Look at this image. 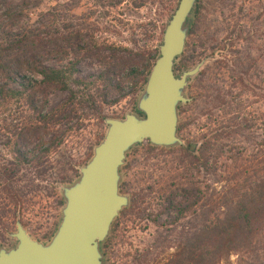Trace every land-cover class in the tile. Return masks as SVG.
Here are the masks:
<instances>
[{"label":"rangeland","instance_id":"1","mask_svg":"<svg viewBox=\"0 0 264 264\" xmlns=\"http://www.w3.org/2000/svg\"><path fill=\"white\" fill-rule=\"evenodd\" d=\"M178 2L179 0H0L2 4L19 7L17 12H22L18 14L20 17L18 16L19 19L12 28L13 36L30 29L42 32L40 37L46 42L42 49L45 51L43 60L48 61L46 65H55L58 61L53 45L66 52L71 59L74 52L81 53V50L74 49V41L69 38L75 31L82 36L79 49L84 44L91 47L93 42H97L99 55L81 53L77 56L81 75L89 81L104 72L103 61L112 63L118 57L127 66L142 67L153 56H157V59L163 31ZM0 9L2 12L5 7L0 4ZM214 13L220 22L239 20L240 27H246L249 35H243L242 41L237 42L225 38L223 33L211 43L215 48L214 53L205 57L210 60L199 75L190 81L186 91V96L192 101L178 109L177 136L184 142V146L155 148L148 144L149 148L147 143H143L137 148L135 157L130 156L132 151L128 154L121 170L119 192L128 199V194H132L136 200L131 205L129 199V206L113 222V228L111 227L110 234L101 247L103 264H166L185 237L192 238V234L200 232L202 214L205 219L208 217L207 211H226L227 206L237 202L236 196L233 197L232 194L238 189V195L242 199L247 196L248 190L244 184L235 186V182L223 172L224 168L220 164H212L210 158L207 164L199 162L188 165L187 154L179 150L184 148L190 155L200 160L203 158L204 151L200 142L203 131L199 125L204 119L200 117V108L202 102L206 101L201 98L202 92L198 90L199 81L203 83L217 79L216 86L221 89L222 96L228 93V100L236 97L235 104L249 107V112L252 113L248 130L250 136H247L249 144L243 142L244 138H239L236 152L249 162L245 177L264 180V0H201L198 28L200 29L202 21L206 22ZM87 36H92V39ZM189 39L188 36L187 45ZM196 40L197 37L193 36L192 42L185 46L184 52L177 59L176 76L191 69L193 66H190L202 53L198 47L192 51L197 44ZM246 47L249 50H245ZM243 51L254 60L245 76L252 87L243 94L238 90L230 93L228 88L233 87L230 75L237 77L234 72L239 71V67L235 65L237 54L234 53H242V58ZM202 71L208 72V75L200 76ZM126 77L127 70L118 75L120 84H115L118 88L115 92L111 87L106 88L99 83L97 92L93 93L94 103L91 108L73 106L76 113L64 115L57 129L70 130L66 132L62 146L45 159L44 166L47 169L44 174L38 175L36 169L28 166L19 171V185H28L29 192L23 197L20 209H0V248L15 246L16 242L10 235L15 232L17 219L33 240L41 243L50 240L60 221L63 206L60 186L71 184L78 178V169L89 161L93 148L104 137V120L122 119L126 114L135 113L136 102L143 88L138 92V85L135 86L137 82H127ZM67 98V92L46 90V112L64 104ZM211 105L208 101V108ZM20 112L17 108L12 109L7 121L10 127H20ZM10 130L0 121V157L4 156L7 161L13 159L8 155V140L13 138ZM50 137L51 135L47 139ZM33 146L34 144H30L26 149ZM194 146L196 153L192 154L190 150ZM60 155H64V159ZM186 167L190 170L189 174H183L182 170ZM176 169L179 170L176 172ZM62 176L67 180L62 181ZM192 183L201 188L202 192L196 190L197 212L186 220H181L179 224H174L177 213L168 207L166 199L173 198L175 202L184 203L186 196L183 192L173 195L169 191H174L175 187H172L178 186L189 196ZM206 186L209 188H204ZM204 192L211 196L206 198ZM186 201L190 204L193 199L188 198ZM206 201L207 204H204ZM200 207L201 210H198ZM140 210L145 213L143 219L138 220L136 215ZM257 238L264 241V229ZM228 261L223 264H235V255H231ZM258 264H264V260L258 261Z\"/></svg>","mask_w":264,"mask_h":264},{"label":"trees","instance_id":"2","mask_svg":"<svg viewBox=\"0 0 264 264\" xmlns=\"http://www.w3.org/2000/svg\"><path fill=\"white\" fill-rule=\"evenodd\" d=\"M0 4L5 7L2 12L0 11V121L8 129H11L10 133L13 132L14 138L8 140L10 147L8 155L13 159L7 161L4 156L0 157V209L12 207L15 211L21 208L22 199L29 192L28 185H19V171L24 166H28L36 169L38 175L46 172L45 159L52 151L56 152L62 146L66 132L70 130V128L61 131L57 129L64 115L76 113L73 106L91 108L94 103L93 93L97 92L99 83L106 88L111 87L114 92L117 91L118 88L115 84H120L118 75L123 70H127L125 80L130 83L137 82L135 86L138 85L139 92L143 88L157 56H153L142 67L127 66L126 62L118 57L114 58L112 63L103 61L104 72L89 81L88 78H83L81 75L80 61L77 56L81 53L99 55L100 48L97 42H93L91 47L84 44L83 48L79 49L82 36L75 31L69 38L74 41L72 45L74 49L81 50V53L74 52L71 59L68 58L66 52L53 45L58 61L55 62V65H46L48 61L43 60L45 51L42 50L46 42L43 37H40L42 32L30 29L23 30L21 34L13 36L12 28L20 17L18 14H22V12H17L19 7L8 6L6 3ZM200 12L201 0H198L193 12L194 18L190 24V39L186 45L189 46L193 36H196L197 44L192 51L194 52L198 47L197 49H200L202 53L197 56L196 62L190 67L214 53L215 48L211 46V43L215 37L224 33L225 38L239 42L242 41L243 35H249V32H246V27H240L239 20L220 22L216 13L212 14L206 22L202 21L199 29ZM87 37L92 39V36ZM245 50H249L248 47ZM243 52L242 58L240 56L242 53H234L237 54L235 65L239 67L237 69L239 71H233L237 77L230 75V79L233 81V87L228 88L230 93L232 90H238L243 94L249 92L252 87L245 76L254 60L249 57L246 51ZM190 67L185 68L189 69ZM202 72L200 76L208 75V72ZM216 81L217 79H210L207 82L199 81L198 83V90L202 92L201 98L206 101L202 102L200 108V117L204 119L203 123L199 125L203 131L200 138L204 151L203 158L200 160V158L190 155L184 148L179 150L187 154L188 165L199 164V162L207 164L211 158L212 164H220L224 168L223 172L235 182L233 183L235 186L244 184L248 193L245 199H242L238 195L239 189L234 191L235 195L230 192V195L236 196L237 202L227 206L226 211L223 213L207 211L208 217L205 219L202 214L203 221L200 232L192 234V238L185 237L181 245L178 244L176 253L166 264H223L229 262L231 255L236 257L235 264H258V261L264 260V241L257 238L264 229V180L246 178L249 162L243 160L241 155L236 152L239 138H244L243 142L249 144L247 136H250L248 130H250L252 113L249 112V107L235 104L236 97H230L228 100V93H225L222 98L221 89L216 86ZM51 89L67 92L68 98L64 104L46 112L48 107L46 90ZM208 101L212 104L211 108H208ZM13 108L21 110L20 127H10L7 123ZM50 135V139H47ZM30 144H34V146L26 149ZM147 146L149 147L148 143ZM137 148L132 150L130 156L135 157ZM60 158L64 159V155H60ZM169 171L171 170L169 169ZM182 171L183 174H189L190 170L186 167ZM64 178L62 176V181L67 180ZM228 182L230 183L231 180ZM174 187V191H169L170 194L183 192L186 196L184 203L175 202L173 198L166 199L168 207L177 213L174 224H179L178 222L186 220L191 217V214L197 212L196 190L201 192V188L192 183L190 185L191 192L188 193L189 197L184 189H180L178 186L172 188ZM204 188L208 189L209 187ZM205 194L206 198L211 196L204 192ZM188 198L193 199L192 203L187 204ZM204 204H207V201ZM163 210H165L164 206ZM14 211L13 217L15 216ZM144 213L143 210H140L136 215L137 219H143ZM114 227L117 225L114 224Z\"/></svg>","mask_w":264,"mask_h":264},{"label":"water","instance_id":"3","mask_svg":"<svg viewBox=\"0 0 264 264\" xmlns=\"http://www.w3.org/2000/svg\"><path fill=\"white\" fill-rule=\"evenodd\" d=\"M197 2L179 0L163 31L159 56L146 77L135 113L105 119L104 137L78 169V178L60 186L63 206L50 240H33L17 219L10 235L16 244L0 248V264H103L101 247L113 222L129 206L128 197L119 192L128 154L143 143L155 148L184 146L177 136L178 109L191 103L186 96L188 85L210 60L205 58L179 77L175 75ZM190 152L196 153L195 146Z\"/></svg>","mask_w":264,"mask_h":264},{"label":"flooded vegetation","instance_id":"4","mask_svg":"<svg viewBox=\"0 0 264 264\" xmlns=\"http://www.w3.org/2000/svg\"><path fill=\"white\" fill-rule=\"evenodd\" d=\"M128 196H129V199H130V204L132 205V204L134 203V200H136V198H135V196L132 195V194H128ZM120 220H121V219H120ZM112 228H113V227H112ZM111 232H113V229H112Z\"/></svg>","mask_w":264,"mask_h":264}]
</instances>
